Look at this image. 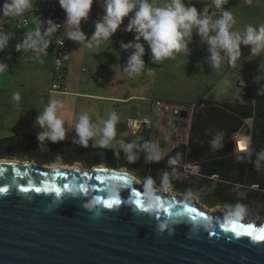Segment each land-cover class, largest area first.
<instances>
[{
	"label": "water",
	"instance_id": "water-1",
	"mask_svg": "<svg viewBox=\"0 0 264 264\" xmlns=\"http://www.w3.org/2000/svg\"><path fill=\"white\" fill-rule=\"evenodd\" d=\"M40 160L0 159V188L7 189L0 192V264H264V241L232 232L227 211L155 185L164 207L149 209L145 183L129 170ZM115 177H126L128 187ZM52 185L61 188L59 195ZM133 189L143 207L134 203ZM113 197L121 203L112 208L96 202ZM185 205L197 212H184ZM237 222L253 225L257 235L264 228V221L245 216Z\"/></svg>",
	"mask_w": 264,
	"mask_h": 264
},
{
	"label": "clouds",
	"instance_id": "clouds-1",
	"mask_svg": "<svg viewBox=\"0 0 264 264\" xmlns=\"http://www.w3.org/2000/svg\"><path fill=\"white\" fill-rule=\"evenodd\" d=\"M103 8L102 15L95 22L94 32L88 37L82 30V21L89 19L94 0H59L61 8L66 13L65 36L67 39L80 44H85L89 49L102 41L111 40L123 24L124 18H128L127 25L123 28L125 32H133L134 38L128 43L121 42L120 47L131 51L127 58L124 71L130 77H136L142 73L145 68L146 42L151 54V60L154 63L162 62L166 59H173L178 54L189 55V44L193 38V32L199 36L203 43L208 46V61L212 69L219 68L222 54L233 65L241 57V45L250 46L252 56H260L264 53V24L259 27L249 24L243 32L233 30L236 23L233 13L225 10L223 7L228 0H212L215 8L220 11L218 18L213 19L211 16L198 11L192 2L185 3V0H170L169 3L157 6L152 0H95ZM251 3L252 0H245ZM33 7V0H5L0 12L5 16L20 17L26 11ZM45 24L39 18V25ZM61 24L54 22L52 19L46 21V27L42 29L38 26L35 31L25 33L23 39L15 46L17 51L34 52L33 59L38 60L41 54H46V50L51 42L46 37L56 33L61 28ZM11 33H0V52L8 47ZM8 65L0 61V73H3ZM264 95V89L260 90ZM12 99L19 102L20 93H13ZM62 104L56 100H51L39 112L35 124L42 129L37 133L39 145L47 141L56 143L63 141L66 137L65 122L58 117L57 111ZM119 121L117 113H110L108 119L100 122L102 127L92 122L87 113L79 115L75 124L76 137L73 143L87 147L89 140L97 137L94 146L100 148H109L116 137V124ZM223 131H218L209 141L210 149L215 152L224 147ZM120 147L123 149L128 162H135L139 157L134 148L137 145L134 142L125 143L120 141ZM144 148L147 151L146 162H159L164 157V153L155 145L145 143ZM119 158V151L115 153ZM182 159V154L177 153L175 156L168 158L171 166H176ZM239 159V158H238ZM264 161V149L256 153L255 167L259 172L261 162ZM178 177L177 169L173 167L171 172H163L160 177L161 186L168 189L172 186V181ZM155 181L148 177L144 184V195L146 205L149 209H157L160 206V199L154 194ZM108 191L116 195L115 188H109ZM247 212V207L237 202L230 206L228 214L229 221L240 220ZM165 227L161 224V228Z\"/></svg>",
	"mask_w": 264,
	"mask_h": 264
},
{
	"label": "crops",
	"instance_id": "crops-1",
	"mask_svg": "<svg viewBox=\"0 0 264 264\" xmlns=\"http://www.w3.org/2000/svg\"><path fill=\"white\" fill-rule=\"evenodd\" d=\"M0 2H3V0H0ZM47 2L48 0H33V7L25 12L29 20V25L16 26L13 22L15 17L4 15L9 21L8 30L0 33H11L13 38L10 39L8 47L5 48L3 52H0V61L8 65V68L3 73H0V78H3V76L8 77L5 83L0 82V120H11L12 123L8 125L10 133L4 137V140L0 143V145H2L0 148L8 150L6 152L15 154L5 158H18L23 156L24 153L30 152L43 155L45 152L44 154H46L45 156H48V158L54 160L59 158L60 161L65 162L71 161V158L63 152L64 148L62 144H75L73 143V138L76 137L74 129L79 115L87 113L92 122L96 123L99 128L102 127L100 122L108 119L112 112L117 113L119 116V121L116 124V137L109 148L101 149L121 151L123 149L120 147L119 142L122 140L125 143L134 142L137 147L134 148L133 151L138 153L139 156L145 157V159L147 151L144 145L146 142L155 145L164 155L169 153L177 144L183 145L184 147L179 149L187 152L192 115L187 113L183 116L182 112L179 115L176 113L166 114L158 112L152 106L151 102L148 104H143V102H141L140 105L138 104V106H135L132 102L133 99H141L137 97L136 94L123 95L113 88L112 83L109 85L103 83L104 79L100 74L101 72H106L108 76L114 74V71L112 72L110 70L111 67H109L110 69L107 67L110 65L103 61L99 64L94 60L93 66L90 69L85 67L86 70L81 72V67L87 64L85 63V54L79 52V46L82 45L79 42H74L66 38L69 47L68 51L64 54V79L62 84L67 94L61 97L56 93L49 92L51 65L53 60L52 41L46 50V54H41L38 60L33 59L35 54L31 50L17 51L15 48L16 44L23 39L25 33L28 31H35L38 26H41L42 29L46 27L49 14ZM39 18L44 21L45 24L39 25ZM65 29L66 27L63 26L61 30L64 36ZM46 38L51 40L50 36ZM79 62L82 63L81 66L78 65ZM11 73L16 74V76H12ZM84 74H86V79L82 80ZM16 92L20 93L21 96L19 102L12 99L13 93ZM51 100H56L62 104V107L57 111V115L65 122L66 137L63 141L56 143L47 141L40 146L37 140V133L42 131V129L35 124V120L39 112H42L44 107ZM128 117H150L151 122L138 132L130 133L127 131L126 126ZM31 138L34 140L32 143L30 142ZM98 139L99 135L90 139L87 147H98L94 146L95 141ZM32 144L33 146H31ZM28 147H32L31 150L28 151ZM88 156L90 158H100L101 161H99V164L111 165L120 169L129 170L136 174L139 180L144 183L149 177L148 174L145 176L139 174L137 172L139 170H136L126 159H117L115 155H111L110 153L98 150L95 154L89 152ZM80 161L81 160L76 159L74 162L78 163ZM184 167L190 168L192 171L196 170V165L194 163H186ZM260 171L263 172L264 167ZM211 177L214 180H218L217 182L221 180V177H218L216 174H213ZM261 178L264 179V172L261 173ZM154 181L160 182L155 179ZM222 187L224 186H216L214 188L217 189L218 192H223ZM252 187L255 188L256 184ZM161 188L163 187L161 186ZM173 189L174 188L171 186L166 190L175 192ZM198 192L199 191H196L194 194L196 196H204ZM176 193L178 192L176 191ZM184 195L192 196L190 194ZM206 197H209V195H206ZM221 197L224 198V196Z\"/></svg>",
	"mask_w": 264,
	"mask_h": 264
},
{
	"label": "rangeland",
	"instance_id": "rangeland-1",
	"mask_svg": "<svg viewBox=\"0 0 264 264\" xmlns=\"http://www.w3.org/2000/svg\"><path fill=\"white\" fill-rule=\"evenodd\" d=\"M157 6L169 3L170 0H152ZM192 2L197 7L198 11L203 10L204 14L211 16L213 19L218 18L220 11L212 4V0H185V3ZM225 10H230L236 20L233 30L243 32L249 24L259 27L264 24V0H252L246 3L245 0H228V3L223 6ZM103 13V8L98 3H93L89 19L82 21V30L90 37L94 32L95 22ZM66 18V13H65ZM128 18L125 17L123 24L112 36L111 40L102 41L89 49L85 44L80 45L79 52L85 54L86 64L81 67V72L84 69H90L94 60L99 64L103 61L108 63L111 71L114 74L107 75L106 72H101L106 84H113V88L123 95L136 94L141 99H133L135 106L150 103L151 100L162 98L170 101L174 107L190 104H195L198 100H210L217 103H238L245 101H253L259 85V79L264 78V53L260 56H252L250 46H241V57L233 65L223 56L219 68L212 69L208 61V46L203 43L201 38L193 32V38L189 44V55L178 54L173 59H166L159 63H154L151 60V54L148 46L145 43L146 52L143 56L145 68L142 73L136 77H130L124 71L127 58L130 55L131 49L128 51L120 47L121 42L128 43L133 40V32H125L123 28L127 25ZM66 27V25H64ZM68 51V50H67ZM66 51V52H67ZM82 65L81 62L78 63ZM86 67V68H85ZM83 74V73H82ZM12 76L16 74L11 73ZM82 76V75H81ZM80 76V77H81ZM7 76L0 78V82H6ZM124 106V104H123ZM11 120H0V143L4 140L7 134L10 133L8 125ZM244 140V139H243ZM245 141V140H244ZM2 146V145H0ZM8 150L0 148V159L11 157L15 154L6 152ZM12 159V158H9ZM21 160H40L43 165L66 164L65 161H60L38 155L34 153H24L21 157H14ZM103 159V158H102ZM104 160V159H103ZM100 158L86 157L78 163L82 167L89 168L98 165ZM65 162V163H64ZM155 186L161 187L160 182H155ZM176 192V190H175ZM178 192V191H177ZM196 192L192 189L179 190V195L190 194L196 199L197 203L209 210H224L229 213L230 206L237 202L229 201L216 204L214 198L206 196H196ZM243 204V203H242ZM247 207V212L244 215L247 220L264 221V206L244 204Z\"/></svg>",
	"mask_w": 264,
	"mask_h": 264
},
{
	"label": "trees",
	"instance_id": "trees-1",
	"mask_svg": "<svg viewBox=\"0 0 264 264\" xmlns=\"http://www.w3.org/2000/svg\"><path fill=\"white\" fill-rule=\"evenodd\" d=\"M4 2L5 0L0 2V8ZM261 89H264L263 77L259 79L258 89L251 102L217 103L204 100V98L198 100L191 116L187 152L181 151L179 148L184 146L177 144L159 162H146L145 157L137 153L139 158L130 164L139 170L137 171L139 174L143 176L148 174L153 180L158 181L163 172H171L175 167L178 177L171 182L173 191L192 189L204 196L209 195V198L213 197L216 203L233 201L255 206L261 205L258 208H262L264 206V179L261 178V173L264 171L258 172L255 167L256 153L264 149V95L260 94ZM218 131L224 133V147L213 152L209 141ZM235 134L247 138L246 150H238ZM30 142H34L33 138ZM62 147L63 152L71 158V161L67 163H73L76 159L82 160L89 157V152L95 154L98 150L111 155L116 153V151L98 147H84L75 144H62ZM31 148L28 147V151ZM44 153L43 155H46ZM177 153L182 154V159L176 166L169 165L168 158ZM119 158L126 159L123 150H119ZM186 163H194L196 170L192 171L184 167ZM263 167L264 161L261 162V169ZM213 174L221 177V180L219 182L214 180L211 177ZM254 184H256L255 188L252 187ZM216 186H224L222 187L223 192H218L214 188Z\"/></svg>",
	"mask_w": 264,
	"mask_h": 264
},
{
	"label": "built area",
	"instance_id": "built-area-1",
	"mask_svg": "<svg viewBox=\"0 0 264 264\" xmlns=\"http://www.w3.org/2000/svg\"><path fill=\"white\" fill-rule=\"evenodd\" d=\"M47 8L49 12L48 19H52L54 22L62 25L65 21V11L61 8L59 0H48ZM13 22L16 24V26L29 25V20L26 13L22 14L20 17H15ZM8 23L9 21L5 18L2 12H0V32H6L8 30ZM63 26L64 25H62L56 33H53L50 36L53 45V60L51 65L49 92L56 93L61 97L67 94L65 88L63 87L62 81L64 79V54L69 47V43L66 37L61 33ZM85 70L86 69H84L83 72ZM98 78L102 79L101 77ZM85 79L86 74L82 76V80ZM150 102L155 110L166 114L176 113L177 115H179L183 110H185L187 113H189V115H192L195 110V104H190L188 106L180 105L174 107V105L170 101L160 98L153 99ZM150 122V117H128L126 120L127 131L130 133H136L139 130L143 129L144 126H148ZM234 137L237 138V143L240 139H244L246 141L247 146L243 149L246 150L248 147L247 138L239 137L238 134H235ZM237 148L238 150L242 151L238 145Z\"/></svg>",
	"mask_w": 264,
	"mask_h": 264
},
{
	"label": "snow or ice",
	"instance_id": "snow-or-ice-1",
	"mask_svg": "<svg viewBox=\"0 0 264 264\" xmlns=\"http://www.w3.org/2000/svg\"><path fill=\"white\" fill-rule=\"evenodd\" d=\"M245 145V142L242 141L241 142V147H244ZM101 171H104L103 169ZM58 177L62 176L63 174L61 173H57L56 174ZM85 175H87L85 173ZM116 179H120L123 181V186L125 188L128 187L130 181L126 178V177H115ZM96 180L100 181L101 183H103V179L100 177V176H96L95 177ZM29 183H31V181H29ZM52 188H54L55 192L57 195L60 194L61 192V188L59 187H55L54 185L50 186ZM81 187H83V185H81ZM63 188L65 190H68V191H71V189L69 188V186L67 184H64L63 185ZM24 191H27L28 189L25 188L23 189ZM46 189H42V188H39V187H36L35 188V191L36 192H41V191H44ZM2 191H7V189H3V188H0V192ZM133 192V196L136 197L137 199L134 200V203L137 204L138 206L140 207H143V203L140 199H138V197H140L141 193L139 191H136L135 189L132 190ZM97 203H103L104 206L108 207V208H112L114 205H118L121 203V200L117 197H113V198H110V199H104V200H101L100 198H97ZM164 205L163 203L160 201V206L159 208H163ZM169 207H171V205H169ZM184 212L186 213H196L197 212V209L193 208V207H189L188 205H185L184 206ZM184 213L183 212H176L175 215L176 216H181L183 215ZM199 215L203 216L204 213L203 212H200L198 213ZM195 217H193L194 219ZM230 226H231V231L234 232L237 236H240V235H247V236H251L257 240H260V241H264V228H260L259 229V234L257 235L256 234V228L253 226V225H244V224H240L238 223L237 221H231L229 222ZM229 224H225L224 225V228L225 230H229ZM238 229H241L242 231H238Z\"/></svg>",
	"mask_w": 264,
	"mask_h": 264
},
{
	"label": "bare ground",
	"instance_id": "bare-ground-1",
	"mask_svg": "<svg viewBox=\"0 0 264 264\" xmlns=\"http://www.w3.org/2000/svg\"><path fill=\"white\" fill-rule=\"evenodd\" d=\"M242 141H244L243 139H240L239 140V142L237 143V145L239 146V148L242 150V149H244L246 146H247V143H246V141H244L245 142V145H244V147H241V142Z\"/></svg>",
	"mask_w": 264,
	"mask_h": 264
},
{
	"label": "flooded vegetation",
	"instance_id": "flooded-vegetation-1",
	"mask_svg": "<svg viewBox=\"0 0 264 264\" xmlns=\"http://www.w3.org/2000/svg\"><path fill=\"white\" fill-rule=\"evenodd\" d=\"M73 163H75V162H73Z\"/></svg>",
	"mask_w": 264,
	"mask_h": 264
}]
</instances>
